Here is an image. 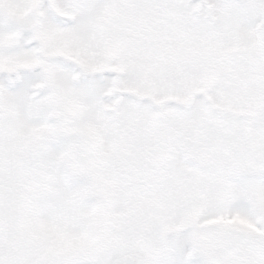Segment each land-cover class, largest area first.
I'll return each instance as SVG.
<instances>
[{
    "label": "snow or ice",
    "instance_id": "snow-or-ice-1",
    "mask_svg": "<svg viewBox=\"0 0 264 264\" xmlns=\"http://www.w3.org/2000/svg\"><path fill=\"white\" fill-rule=\"evenodd\" d=\"M0 264H264V0H0Z\"/></svg>",
    "mask_w": 264,
    "mask_h": 264
}]
</instances>
